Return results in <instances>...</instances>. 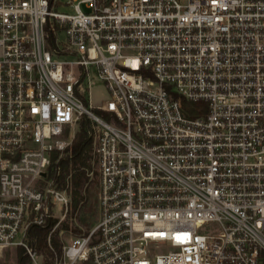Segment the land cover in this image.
I'll return each mask as SVG.
<instances>
[{"label":"built area","instance_id":"1","mask_svg":"<svg viewBox=\"0 0 264 264\" xmlns=\"http://www.w3.org/2000/svg\"><path fill=\"white\" fill-rule=\"evenodd\" d=\"M85 117L88 229L71 178L50 175ZM51 220L49 256L28 230ZM9 250L8 264H264V0H0V264Z\"/></svg>","mask_w":264,"mask_h":264},{"label":"trees","instance_id":"2","mask_svg":"<svg viewBox=\"0 0 264 264\" xmlns=\"http://www.w3.org/2000/svg\"><path fill=\"white\" fill-rule=\"evenodd\" d=\"M92 124L88 118H83L81 129L68 153L55 164V169L50 175L57 178L60 187L67 185V179L71 178L73 193L72 211L75 212L81 201L85 199V193L89 184L88 172L92 170ZM84 204V203H83ZM84 206V205H83ZM83 224H87L84 218H80ZM53 227V220L44 225H33L28 230L30 245L51 256L52 252L48 243V235ZM64 227H67L65 224ZM78 230V229H77ZM52 245L57 251L61 250L62 243L57 234L52 237ZM17 264H30V259L25 253H19Z\"/></svg>","mask_w":264,"mask_h":264},{"label":"rangeland","instance_id":"3","mask_svg":"<svg viewBox=\"0 0 264 264\" xmlns=\"http://www.w3.org/2000/svg\"><path fill=\"white\" fill-rule=\"evenodd\" d=\"M91 98L92 102L96 105L100 104L103 99L108 98L107 90L102 82H97L91 90ZM92 169L94 170L95 165L92 162ZM87 188V191L85 193V199L82 202V207L79 214L80 218H84L86 220L87 224H80L84 226L85 229L90 228L93 224L96 223V220L98 218V191H97V176L96 174L92 177H89V184L85 186ZM79 203V205L81 204ZM84 203V204H83ZM84 205V206H83ZM81 221V220H80ZM75 224V223H73ZM74 227H78L76 224ZM217 229H214L216 231ZM64 239L67 241L70 240V236L63 235ZM12 258V252L9 250V253L7 254L5 264L11 263Z\"/></svg>","mask_w":264,"mask_h":264}]
</instances>
